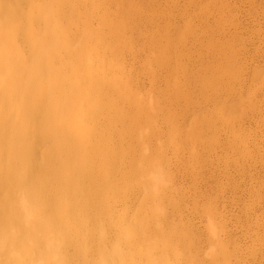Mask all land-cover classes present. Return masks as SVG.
<instances>
[{
	"label": "rangeland",
	"instance_id": "obj_1",
	"mask_svg": "<svg viewBox=\"0 0 264 264\" xmlns=\"http://www.w3.org/2000/svg\"><path fill=\"white\" fill-rule=\"evenodd\" d=\"M54 1L33 0L54 35L44 43L63 59L68 48L78 54V65L63 70L66 84L78 81L86 91L88 76L98 84L83 95L99 106L85 122L105 153L117 150L127 161L120 191L144 193L129 217L141 221L132 226L133 243L158 264H264V226L245 240L255 229L237 227L238 190L223 180L235 170L229 155L239 137L260 129L247 126L236 144L225 141L227 165L211 157L240 120L264 112V0ZM19 2L14 7L35 13L28 0ZM54 16L71 43L58 39Z\"/></svg>",
	"mask_w": 264,
	"mask_h": 264
},
{
	"label": "bare ground",
	"instance_id": "obj_2",
	"mask_svg": "<svg viewBox=\"0 0 264 264\" xmlns=\"http://www.w3.org/2000/svg\"><path fill=\"white\" fill-rule=\"evenodd\" d=\"M14 1L19 2L0 0V264H158L133 243L139 233L132 226L141 221L129 217L144 193L120 191L127 161L117 150L105 153L85 122L95 119L99 106L83 95L98 84L88 76L86 91L78 81L67 86L63 70L73 67L78 54L68 48L69 62L60 58L62 51L44 43L54 37L44 29L45 9L28 0L35 13L27 15ZM54 27L59 40L72 42L58 16ZM194 117L197 123L200 116ZM247 126L260 130L255 137L240 136L238 151L227 154L226 142L236 144L235 134ZM235 128L219 138L211 157L226 165L227 157L237 158L231 162L235 170L226 171L223 180L238 190L240 203H233V209L243 215L237 227L255 229L243 236L251 240L264 226V112L248 115Z\"/></svg>",
	"mask_w": 264,
	"mask_h": 264
}]
</instances>
